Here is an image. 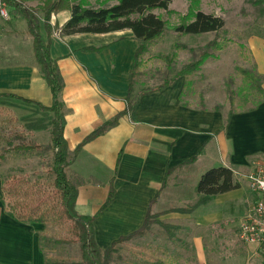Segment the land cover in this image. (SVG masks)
<instances>
[{
	"label": "crops",
	"instance_id": "crops-1",
	"mask_svg": "<svg viewBox=\"0 0 264 264\" xmlns=\"http://www.w3.org/2000/svg\"><path fill=\"white\" fill-rule=\"evenodd\" d=\"M127 31L128 37H117L122 31L66 35V45L54 42V33L51 37V55L65 84L60 100L70 151L74 152L101 126L115 123L83 144L70 166L81 182L77 212L98 215L95 240L102 249L139 230L156 204L157 212L165 214L163 220L172 225L193 219L194 223L186 227H216L236 235V241L217 245L219 234L211 242L196 234L191 239L196 264H264L257 246L239 237L240 224L256 198L247 175L264 159V101L248 113L234 115L227 124L218 119L214 126L209 112L181 103L184 82L178 80L159 92L140 94L136 106L128 110L129 75L140 41ZM43 37L47 38L46 32ZM86 37H98L99 41L80 46L79 41ZM30 46L38 66L32 37ZM0 59L11 60L3 55ZM16 102L35 106L36 122L27 120L29 115H17L13 109L18 106ZM52 104L53 95L40 68L26 61L0 64V111L14 114L23 129L41 142L52 140L49 129L52 133L55 114L43 109ZM221 166L245 173V178L234 175L239 187L185 211L198 200L196 187L201 176ZM5 168L0 164V264H46L41 237L49 225L19 222L8 214L3 195ZM105 180L106 190H102L100 182ZM110 195L112 200L103 208Z\"/></svg>",
	"mask_w": 264,
	"mask_h": 264
},
{
	"label": "rangeland",
	"instance_id": "rangeland-1",
	"mask_svg": "<svg viewBox=\"0 0 264 264\" xmlns=\"http://www.w3.org/2000/svg\"><path fill=\"white\" fill-rule=\"evenodd\" d=\"M20 1L28 7L37 8L47 0ZM71 1L83 3L91 8H102L111 7L119 0ZM263 5L264 0H171L168 11L153 10L152 12L165 20L170 27L188 22L197 11L221 17L225 21V30L220 38L225 39L226 47L222 51H210L211 55L206 61L186 69V66L200 61L206 45L213 41L216 35L214 33L180 35L173 31L165 33L162 38L147 45L145 53L140 57L142 65L135 79L134 95L144 88H156L168 81L175 83L181 80L184 82L181 103L198 111L209 112L215 121L214 126H217L218 119L222 120V124H227L234 115L248 113L258 108L264 101V96L246 79V73L256 77L264 87V16L261 14ZM1 9L6 11L7 17L1 14ZM65 12L67 11L52 17V24L55 27L53 41L63 45L67 44L68 37L61 33V30L70 14L69 11V14ZM37 15L45 36L43 14L38 11ZM129 35L130 33L124 30L117 37ZM109 39L112 40V37ZM30 41L31 36L26 30L23 16L12 7L0 4V55L11 58L8 61L4 59L5 62L0 59V64L19 65L20 62L26 61L39 69L32 58ZM98 41V37H86L84 41H79V45H89ZM74 47L77 48V45ZM16 103L18 106L13 109L17 115L20 117L23 114L29 115L27 120L36 122L38 117L33 111L38 110L35 106L23 102ZM24 110H30L29 114L23 112ZM15 133H19L26 141L40 144L46 150L29 153L9 151V144L19 143L14 139ZM49 137L51 138V128ZM0 164L6 165L3 181L5 183L10 181L11 177L27 178L32 182L37 180L41 184L51 183L54 179L51 172L53 167L51 140L39 141L23 129L14 114L10 111L6 113L0 111ZM234 175L245 178L243 171H235ZM67 176H70L68 178L74 183H81L71 171H67ZM105 182L106 180L100 182V189L106 190ZM9 202L11 203L5 198V204ZM192 204L187 207H191ZM155 205L151 211L155 216L151 219L150 229L143 236L118 245L111 264H196L195 249L191 240L196 234L205 237L209 242L219 234L217 245L227 244L231 240L236 241L235 234L228 235L216 227L213 230L186 227L194 223L193 219L178 220L172 225L168 220H163L165 214L157 212ZM109 223L111 224V221ZM162 224L168 226L164 227ZM48 225L49 228L42 239L48 262L85 264L80 242L70 234L67 227ZM218 249L220 251L222 247L219 246Z\"/></svg>",
	"mask_w": 264,
	"mask_h": 264
},
{
	"label": "trees",
	"instance_id": "trees-1",
	"mask_svg": "<svg viewBox=\"0 0 264 264\" xmlns=\"http://www.w3.org/2000/svg\"><path fill=\"white\" fill-rule=\"evenodd\" d=\"M0 4L12 7L15 12L23 16L28 33L33 40L35 60L53 95L52 106L50 108L43 107V109L51 110L55 114L51 133V150L53 151L51 172L54 176L53 181L41 184L37 180L32 182L27 178H9L10 181L3 182L4 200L7 198L11 201V203L5 204L6 211L19 222L54 224L57 227L66 226L70 234L80 242L85 264H111L117 246L133 238L143 236L150 229L151 219L155 215L149 210L139 230L128 236L120 237L110 246L102 249L95 240L94 222L98 215H82L77 212L78 184L68 178L70 176H67V171H71L70 166L76 160L81 146L102 135L115 123H106L95 130L71 155L68 140L65 137L66 119L63 113V103L60 100L65 84L58 62L51 55V37L55 31L52 17L63 11L70 12V17L61 30V33L67 36L107 34L130 30L134 37L140 41V45L133 56L129 75L128 110H132L136 106L140 94L159 92L174 83V81H168L156 88H144L140 93L134 95L135 79L142 65L140 57L145 53L147 45L159 40L169 31L180 35L214 33L216 38L206 45L200 61L186 66V69L192 68L206 61L211 55L210 51L225 49V39L220 38L225 30V21L213 14L197 11L192 14V19L188 22L170 27L165 20L152 11L155 9L168 11L171 0H119L117 4L111 7L102 8H91L83 3H75L71 0H47L37 8L28 7L20 0H0ZM38 11L43 14V25L47 38L42 35L41 22L37 15ZM261 14L264 16V5L261 8ZM246 79L264 96V87L256 77L246 73ZM14 139L19 143L9 144V151L29 153L30 151L46 150L40 144L26 141L19 133H15ZM238 187L239 184L234 179L232 169L223 166L211 168L201 176L198 182L196 187L197 202L191 209H185V211H192L200 205L207 204L216 196L233 191ZM111 200L112 195H110L103 208ZM177 211L184 212V210ZM162 225L164 227L168 226ZM43 236L44 233L41 237V247L45 254L42 246ZM45 257L46 264H53L48 262L46 254Z\"/></svg>",
	"mask_w": 264,
	"mask_h": 264
},
{
	"label": "built area",
	"instance_id": "built-area-1",
	"mask_svg": "<svg viewBox=\"0 0 264 264\" xmlns=\"http://www.w3.org/2000/svg\"><path fill=\"white\" fill-rule=\"evenodd\" d=\"M1 14L8 16L3 9ZM247 178L256 198L251 211L240 224L239 237L244 243L257 246L264 255V159L255 164Z\"/></svg>",
	"mask_w": 264,
	"mask_h": 264
}]
</instances>
